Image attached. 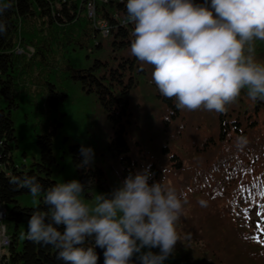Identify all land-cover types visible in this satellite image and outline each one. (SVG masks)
I'll return each mask as SVG.
<instances>
[{
    "label": "trees",
    "instance_id": "obj_1",
    "mask_svg": "<svg viewBox=\"0 0 264 264\" xmlns=\"http://www.w3.org/2000/svg\"><path fill=\"white\" fill-rule=\"evenodd\" d=\"M0 2L11 3L0 16V207L9 239L0 264H63L53 246L21 238L48 206L12 177H35L47 190L68 182V170L89 204L145 168L149 184L174 190L182 204L164 264H264V102L241 90L223 112L177 109L159 93L153 67L131 54L126 0ZM255 48L264 65V41ZM26 141L34 154L18 164L11 152L27 155L18 145ZM81 146L94 152L86 167ZM94 250L104 264V250Z\"/></svg>",
    "mask_w": 264,
    "mask_h": 264
},
{
    "label": "clouds",
    "instance_id": "obj_2",
    "mask_svg": "<svg viewBox=\"0 0 264 264\" xmlns=\"http://www.w3.org/2000/svg\"><path fill=\"white\" fill-rule=\"evenodd\" d=\"M11 7L0 2V16ZM132 24L131 54L153 67L159 93L175 99V107L223 112L241 90L264 102V65L255 60V41H264V0H126ZM7 30L0 19V34ZM81 166L94 152L81 146ZM148 168L129 173L110 194L97 193L92 204L83 199L85 185L61 182L45 190L35 177H12L10 184L41 193L47 212H34L22 239L51 245L63 264H164L179 240L176 221L181 200L161 183L149 184ZM63 231H60V228ZM91 240L94 247H83ZM153 248L159 252L154 253Z\"/></svg>",
    "mask_w": 264,
    "mask_h": 264
},
{
    "label": "rangeland",
    "instance_id": "obj_3",
    "mask_svg": "<svg viewBox=\"0 0 264 264\" xmlns=\"http://www.w3.org/2000/svg\"><path fill=\"white\" fill-rule=\"evenodd\" d=\"M87 15H88V13H87ZM89 16V15H88ZM103 40H105V39H103ZM41 77H43L44 75L43 74H41L40 75ZM100 119L101 120H104L103 119V117L100 115ZM28 134L26 133V131L24 130V138H26V139H28V136H27ZM19 146H21V147H26L27 148V155H18V150L17 149H14V150H12V152H11V154H12V157H13V159H14V161L15 162H17L18 164L19 163H25V164H28L29 162H30V160L32 159V154H34V150H33V148H32V146L26 141L25 143H24V145H22V143H19L18 144ZM62 165H60L59 163H58V165L55 167V169H56V172H55V170H53V174H54V176H57V173L59 172V170H58V167H61ZM64 169V168H63ZM61 179H67V181H71L72 180V178H71V176H70V174H69V172H68V170H67V172L65 173L64 172V170L62 171V173H61ZM89 199V198H88ZM92 203H94V201H89V204H92ZM3 213H4V211H3ZM5 234H6V232H5ZM6 247H7V245H5V246H3V248H0L1 249V253L0 254H3L4 255V253H5V251H6Z\"/></svg>",
    "mask_w": 264,
    "mask_h": 264
},
{
    "label": "built area",
    "instance_id": "obj_4",
    "mask_svg": "<svg viewBox=\"0 0 264 264\" xmlns=\"http://www.w3.org/2000/svg\"><path fill=\"white\" fill-rule=\"evenodd\" d=\"M87 13L89 16L92 15V7H90V6L87 7ZM106 32H107V29L104 25V26H102V33L106 34ZM3 211H4V209L0 207V248H3V246L8 245V243H9V239H8L7 235L5 234L4 225L2 224V219L4 216ZM0 253H1V249H0ZM1 260H2V254H0V262H1Z\"/></svg>",
    "mask_w": 264,
    "mask_h": 264
},
{
    "label": "water",
    "instance_id": "obj_5",
    "mask_svg": "<svg viewBox=\"0 0 264 264\" xmlns=\"http://www.w3.org/2000/svg\"><path fill=\"white\" fill-rule=\"evenodd\" d=\"M1 151H2V146H1V141H0V153H1ZM98 248V247H97Z\"/></svg>",
    "mask_w": 264,
    "mask_h": 264
},
{
    "label": "snow or ice",
    "instance_id": "obj_6",
    "mask_svg": "<svg viewBox=\"0 0 264 264\" xmlns=\"http://www.w3.org/2000/svg\"><path fill=\"white\" fill-rule=\"evenodd\" d=\"M258 215H259V213H258ZM254 239H255V237H254Z\"/></svg>",
    "mask_w": 264,
    "mask_h": 264
}]
</instances>
